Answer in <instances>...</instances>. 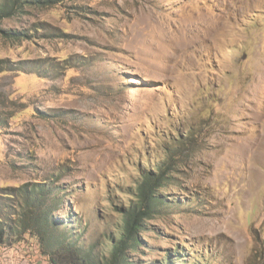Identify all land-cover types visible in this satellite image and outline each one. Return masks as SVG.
<instances>
[{"label":"rangeland","instance_id":"rangeland-1","mask_svg":"<svg viewBox=\"0 0 264 264\" xmlns=\"http://www.w3.org/2000/svg\"><path fill=\"white\" fill-rule=\"evenodd\" d=\"M169 151L173 202L149 245L264 264V0H56L0 20L4 219L45 182L61 188L54 216L108 250L145 160Z\"/></svg>","mask_w":264,"mask_h":264},{"label":"trees","instance_id":"trees-1","mask_svg":"<svg viewBox=\"0 0 264 264\" xmlns=\"http://www.w3.org/2000/svg\"><path fill=\"white\" fill-rule=\"evenodd\" d=\"M55 1L0 0V20L17 14L25 5L46 6ZM4 33L13 40L22 39L18 31L8 30ZM192 137L190 134L180 142L185 144ZM165 154L167 156L161 161L145 160L149 168L139 174L127 205L121 208L117 231L106 239L108 250L98 249L91 242L87 244L72 221L54 216L53 212L59 211L64 204L59 195L61 188H52L45 182H36L34 186L23 185L18 190L23 200L18 205L21 211L11 212L7 219L0 214V247H13L20 241L16 237L27 233L37 240L39 246L36 251L47 264H201L198 259L191 257L189 249L183 244H176L173 249L164 248L160 237L158 246H150V238L146 236L149 229L146 223L165 213L164 209H170L173 202L167 197L166 190L171 185L179 155H173L176 153L170 151ZM151 161L153 164H150ZM1 197L13 199L8 193ZM67 215L76 216L72 211ZM156 232L159 231L156 229ZM154 253H158V257L154 258Z\"/></svg>","mask_w":264,"mask_h":264},{"label":"crops","instance_id":"crops-1","mask_svg":"<svg viewBox=\"0 0 264 264\" xmlns=\"http://www.w3.org/2000/svg\"><path fill=\"white\" fill-rule=\"evenodd\" d=\"M25 249L20 247L19 252L7 249L6 253L0 257V264H46L45 259L40 258L41 256L37 251L33 253L31 250ZM25 251L30 252L26 254Z\"/></svg>","mask_w":264,"mask_h":264}]
</instances>
